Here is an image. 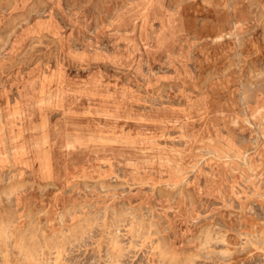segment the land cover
<instances>
[{"label":"rangeland","instance_id":"374dc122","mask_svg":"<svg viewBox=\"0 0 264 264\" xmlns=\"http://www.w3.org/2000/svg\"><path fill=\"white\" fill-rule=\"evenodd\" d=\"M0 51V264H264V0H0Z\"/></svg>","mask_w":264,"mask_h":264},{"label":"bare ground","instance_id":"6f19581e","mask_svg":"<svg viewBox=\"0 0 264 264\" xmlns=\"http://www.w3.org/2000/svg\"><path fill=\"white\" fill-rule=\"evenodd\" d=\"M243 37V36H242ZM80 47V46H79ZM102 47V46H101ZM2 51V50H1ZM0 51V52H1ZM77 73V72H76ZM146 101V100H145ZM264 137V136H263ZM243 147V146H242ZM245 156V155H244ZM214 157V156H213ZM244 161H245V159H244ZM201 180V179H200ZM108 189V188H107ZM132 189V188H131ZM154 190V189H153ZM111 196V195H110ZM100 202V201H99ZM22 207V206H21ZM86 209V208H85ZM154 236V235H153ZM247 241V240H246ZM224 242V241H223ZM214 249V248H213ZM238 250V249H237ZM153 251V250H152ZM210 252V251H209ZM236 253V252H235ZM60 255V254H59ZM187 257H189V256H187ZM44 258V257H43Z\"/></svg>","mask_w":264,"mask_h":264}]
</instances>
